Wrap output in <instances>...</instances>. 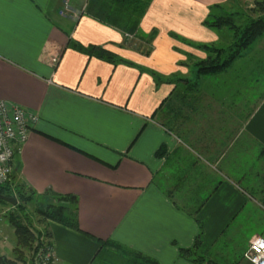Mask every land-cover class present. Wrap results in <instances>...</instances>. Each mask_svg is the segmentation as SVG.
Listing matches in <instances>:
<instances>
[{
    "label": "crops",
    "instance_id": "1",
    "mask_svg": "<svg viewBox=\"0 0 264 264\" xmlns=\"http://www.w3.org/2000/svg\"><path fill=\"white\" fill-rule=\"evenodd\" d=\"M87 1L0 0V101L38 117L14 172L44 203L78 199L80 232L49 222L55 264H97L99 241L196 264L180 249L199 236L205 262L251 264L249 244L264 238V38L217 76L196 64L198 46L232 38L205 25L212 8L256 0H153L128 41L87 16ZM92 46L116 61L79 50ZM212 186L191 216L192 193Z\"/></svg>",
    "mask_w": 264,
    "mask_h": 264
},
{
    "label": "trees",
    "instance_id": "2",
    "mask_svg": "<svg viewBox=\"0 0 264 264\" xmlns=\"http://www.w3.org/2000/svg\"><path fill=\"white\" fill-rule=\"evenodd\" d=\"M152 1L153 0H88L85 14L124 33L128 41L130 37L133 36L132 38H134L137 34L140 23ZM254 3L258 6L261 17L259 16L257 19H247L242 25L237 23L238 19H236V15H239V13L217 15L215 14V10L221 8L219 6L212 8L210 15L205 21V25L213 30L227 28L232 33V38L227 45L198 46V49L203 50L207 54L205 60L196 64L198 76H217L226 72L234 61L242 58L254 43L264 38V0H256ZM79 50L83 51L89 57H96L108 62L116 61V57L113 54L100 47L92 46L87 49ZM146 53L148 54L149 52L147 51ZM178 82L187 83L189 85V92H195L198 88L196 83L191 84L186 80H178ZM170 101L171 100H168V102ZM165 104H167V101L164 105ZM262 153L264 157V150ZM164 155L165 152L163 150L158 152L159 157H163ZM214 187L215 186H212L209 190H203V187H200L199 190L192 193V205L186 206L185 210H187L191 216H194L214 192ZM0 194L16 198L18 201L16 207L3 201H0V205L9 206L23 213H26L25 204L32 203L34 199L40 198L37 193L28 189L24 184H17L16 175L14 173L8 184L0 186ZM48 195L51 198L50 201L46 200L47 202L44 203L45 206L38 209V214L46 221L56 222L80 232L81 230L77 222V197L72 195H58L51 192L48 193ZM9 217L10 223L17 236L20 238L32 236L30 230L31 225L25 226L13 213H10L8 215V218ZM47 237L51 238V235L48 234ZM99 244L101 250L96 257L97 264H158L140 253L129 251L113 242L99 241ZM199 246L200 236L193 249H180L181 258L196 264H211L205 262L203 258L197 255ZM36 250L37 249H35V251ZM17 260L18 261H11L4 257H0V264L24 263V261H21L19 258Z\"/></svg>",
    "mask_w": 264,
    "mask_h": 264
},
{
    "label": "built area",
    "instance_id": "3",
    "mask_svg": "<svg viewBox=\"0 0 264 264\" xmlns=\"http://www.w3.org/2000/svg\"><path fill=\"white\" fill-rule=\"evenodd\" d=\"M37 122L36 115L7 101H0V186L10 182L14 159L20 155ZM8 213L0 208V221L8 217ZM245 259L251 264H264L263 237H256L251 242ZM36 264H55L52 245L47 244L38 250Z\"/></svg>",
    "mask_w": 264,
    "mask_h": 264
},
{
    "label": "rangeland",
    "instance_id": "4",
    "mask_svg": "<svg viewBox=\"0 0 264 264\" xmlns=\"http://www.w3.org/2000/svg\"><path fill=\"white\" fill-rule=\"evenodd\" d=\"M240 9L241 11L237 22L239 25L244 24L247 19H257L259 16L261 17L259 8L254 2L251 4H242ZM223 45H225V43ZM17 167L18 160L16 161V168ZM13 173L16 175L14 166ZM16 182L17 184L20 183L18 182L17 175ZM43 206H45L44 199L41 198H36L32 203L25 204L26 213L20 212L9 206L0 205L2 210L6 212L9 211L8 215L13 213L25 226L31 225L30 230L32 232V236L20 238L15 234L14 228L10 223V217H5L3 221H0V257H4L11 261H18L17 259L19 258L21 261H24V263L21 262L19 264H36V254L38 250L47 244H52L51 238L47 237L48 234L51 235L48 226L50 221L44 220V218L38 214V209L43 208ZM35 249L37 250L35 251Z\"/></svg>",
    "mask_w": 264,
    "mask_h": 264
},
{
    "label": "water",
    "instance_id": "5",
    "mask_svg": "<svg viewBox=\"0 0 264 264\" xmlns=\"http://www.w3.org/2000/svg\"><path fill=\"white\" fill-rule=\"evenodd\" d=\"M0 201H3L5 203H8L14 207H16L18 205V201L16 198H13V197H7V196H4V195H1L0 194Z\"/></svg>",
    "mask_w": 264,
    "mask_h": 264
}]
</instances>
